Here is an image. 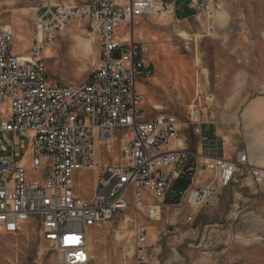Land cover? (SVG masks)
I'll use <instances>...</instances> for the list:
<instances>
[{"label":"built area","instance_id":"2783aa9c","mask_svg":"<svg viewBox=\"0 0 264 264\" xmlns=\"http://www.w3.org/2000/svg\"><path fill=\"white\" fill-rule=\"evenodd\" d=\"M194 10L212 18L207 0ZM155 13L174 10L163 0H85L36 10L27 57L14 53L15 27L0 21V151L9 152L0 157V234L38 225L56 264H90L91 230L123 223L131 226L132 258L145 264L149 227L161 221L171 187L185 170L197 179L196 159L211 179L189 195L193 206L217 198L243 171L264 184V169L250 167L245 152L234 160L191 154L180 141L177 115L143 116L138 77L152 79L155 68L136 26ZM76 19L89 21L98 35V60L90 81L61 85L48 77L45 52ZM201 116L198 108L191 111L187 125L214 147V134L201 131ZM100 149L120 159L101 168L87 199L76 192V177L100 169Z\"/></svg>","mask_w":264,"mask_h":264},{"label":"rangeland","instance_id":"374dc122","mask_svg":"<svg viewBox=\"0 0 264 264\" xmlns=\"http://www.w3.org/2000/svg\"><path fill=\"white\" fill-rule=\"evenodd\" d=\"M163 1L176 3L177 16L152 15L136 26L143 28L139 37L146 45V59L155 68L152 79L138 77V85L149 93L142 95L143 116L177 115L183 122L179 138L189 153L219 156L222 150L217 142L214 147L203 145L195 128L187 125L188 117L198 108L201 131L214 133L209 123L216 122L226 99L243 96L242 101H248L262 94L264 0H207L211 19L205 11L185 19L191 0ZM64 2L0 0V21L17 32L16 55L27 56L31 50L35 11L66 6ZM86 43L91 44L88 51ZM98 48L99 37L90 22L71 21L45 52L49 79L61 85L87 83L97 64ZM12 137L18 142L22 139ZM8 154L0 151V157ZM119 159V153L112 156L100 149V169L76 177V192L92 196L101 168ZM202 163V159L195 160L197 179L180 203L166 202L161 221L150 225V258L145 264H264V184L243 171L217 198L193 206L187 201L189 195L211 179ZM130 236L127 224L108 222L94 227L89 235L90 264H137L130 254ZM0 264H56V255L50 243L43 241L39 226L29 224L17 234H0Z\"/></svg>","mask_w":264,"mask_h":264},{"label":"crops","instance_id":"0c3cea01","mask_svg":"<svg viewBox=\"0 0 264 264\" xmlns=\"http://www.w3.org/2000/svg\"><path fill=\"white\" fill-rule=\"evenodd\" d=\"M84 1L79 0V3L81 4ZM204 2L205 0H191L187 7L194 9L195 5ZM64 3L67 7L75 6L78 0H65ZM169 4L172 5L174 15L177 16L176 3ZM145 19L139 18L137 24L139 26L145 24ZM142 30L143 28L136 29V36L139 39L142 37H139V33L143 35ZM138 86L139 93L148 96V89L144 85ZM242 98L243 96L226 99L224 107L216 113L214 118L216 122H210L214 126L213 134L217 146H220V150H222L219 157L234 160L237 154L243 151L248 156L250 167L264 169V88L262 94L258 97L251 98L248 101H242ZM91 172L84 173V177H87V174ZM195 181H193V184H195ZM78 194L87 199L91 197L85 196L82 192Z\"/></svg>","mask_w":264,"mask_h":264},{"label":"water","instance_id":"95a60500","mask_svg":"<svg viewBox=\"0 0 264 264\" xmlns=\"http://www.w3.org/2000/svg\"><path fill=\"white\" fill-rule=\"evenodd\" d=\"M185 19H190L195 17L196 12L193 8L187 7L185 9ZM194 172L187 171L183 173V175L175 182V184L171 187L169 196L167 198L168 203H176L179 204L185 193L193 184Z\"/></svg>","mask_w":264,"mask_h":264},{"label":"bare ground","instance_id":"6f19581e","mask_svg":"<svg viewBox=\"0 0 264 264\" xmlns=\"http://www.w3.org/2000/svg\"><path fill=\"white\" fill-rule=\"evenodd\" d=\"M161 14H163V13H161ZM154 15H160V14H157V13H155ZM167 15V14H166ZM165 16V15H164ZM222 19V18H221ZM84 48L88 51V50H90L91 49V44L90 43H86L85 45H84ZM48 51V50H47ZM25 57H27V56H25Z\"/></svg>","mask_w":264,"mask_h":264}]
</instances>
